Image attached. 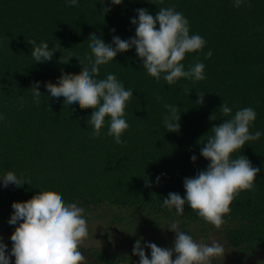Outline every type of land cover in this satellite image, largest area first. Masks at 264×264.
I'll return each instance as SVG.
<instances>
[{
  "label": "trees",
  "instance_id": "trees-1",
  "mask_svg": "<svg viewBox=\"0 0 264 264\" xmlns=\"http://www.w3.org/2000/svg\"><path fill=\"white\" fill-rule=\"evenodd\" d=\"M175 217L264 264V0H0V264H172L60 232Z\"/></svg>",
  "mask_w": 264,
  "mask_h": 264
},
{
  "label": "rangeland",
  "instance_id": "rangeland-1",
  "mask_svg": "<svg viewBox=\"0 0 264 264\" xmlns=\"http://www.w3.org/2000/svg\"><path fill=\"white\" fill-rule=\"evenodd\" d=\"M76 207H68V211H75ZM181 220L173 218L162 223L156 230H151L143 243L131 244L125 232V225L113 226L109 222L96 220L78 224L60 232L63 240L86 247H102L111 251L126 252L139 257V263L144 258H155L172 264H185L187 260L206 263L210 259H220L225 264H241L237 258V251L229 247L216 233L208 236L201 235L199 228L194 226L181 228ZM192 230L191 237L187 232ZM17 239L35 237V230L28 233L13 235ZM191 240V241H190ZM263 254L259 253L245 264H259ZM215 261V260H214Z\"/></svg>",
  "mask_w": 264,
  "mask_h": 264
}]
</instances>
